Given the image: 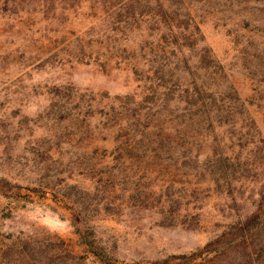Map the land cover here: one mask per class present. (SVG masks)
Listing matches in <instances>:
<instances>
[{"label":"rangeland","instance_id":"obj_1","mask_svg":"<svg viewBox=\"0 0 264 264\" xmlns=\"http://www.w3.org/2000/svg\"><path fill=\"white\" fill-rule=\"evenodd\" d=\"M198 256L264 264V0H0V264Z\"/></svg>","mask_w":264,"mask_h":264},{"label":"trees","instance_id":"obj_2","mask_svg":"<svg viewBox=\"0 0 264 264\" xmlns=\"http://www.w3.org/2000/svg\"><path fill=\"white\" fill-rule=\"evenodd\" d=\"M256 215H257V213L256 214H254V217L256 218ZM202 257H204V256H202ZM201 256H198L197 258L201 261V262H210V264H211V259H208L207 257L206 258H202ZM196 259V258H195ZM213 259V258H212ZM189 264H194L193 263V261L192 262H190Z\"/></svg>","mask_w":264,"mask_h":264}]
</instances>
